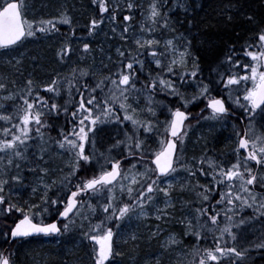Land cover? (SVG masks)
<instances>
[{
  "label": "snow or ice",
  "instance_id": "snow-or-ice-1",
  "mask_svg": "<svg viewBox=\"0 0 264 264\" xmlns=\"http://www.w3.org/2000/svg\"><path fill=\"white\" fill-rule=\"evenodd\" d=\"M92 3L99 18L89 19L88 36L108 14L120 43H80L77 64L73 44L58 41L55 58L70 71L42 82L33 78L40 54L19 49L71 26V9L28 19L36 15L28 0H0V68L11 69L0 71V242L55 239L72 228L91 245V264H123L116 238L135 245L144 234L124 225L147 221V240L159 247L140 264H162L165 252L176 257L168 264H264V18L247 0H218L211 12L209 0ZM240 20L255 29L248 39L216 45L210 33ZM201 38L221 48L207 64L193 52ZM201 101L202 121L231 125L227 153L202 135L200 154L187 155L188 109ZM11 256L0 251V264H15Z\"/></svg>",
  "mask_w": 264,
  "mask_h": 264
},
{
  "label": "trees",
  "instance_id": "trees-1",
  "mask_svg": "<svg viewBox=\"0 0 264 264\" xmlns=\"http://www.w3.org/2000/svg\"><path fill=\"white\" fill-rule=\"evenodd\" d=\"M143 0H137L138 4H141ZM147 4L149 0H144ZM29 3L34 5V11L36 15H29L28 19L38 18L39 16H44L47 18L48 15H56L57 10L62 7V5H66L71 9V16L73 18L72 25H57L60 30V34L57 35H49L43 39H31L25 42L23 47L19 49V51L30 50V54L35 56L37 53L40 54V63L35 66V73L33 78L37 80H41L42 82L47 81L49 79V74L56 73H66L70 71L71 63L70 62H60L55 58L53 48L57 47L58 41H62L63 39H68L74 46L75 55L72 56V62L77 64L80 63L78 57L80 55L76 46L80 43H90L94 48L104 47L107 49L108 45H111L114 49L118 43H120L119 37L113 36L110 31V25L107 21V15H105V23L99 30L92 36H88L86 32V26L91 17L99 18L98 14V5L92 3V0H28ZM119 3L121 1L118 0ZM218 0H209L208 4V12H211V9L214 8L217 4ZM40 5H44L43 11H40ZM248 10L251 11L257 19H260V14L264 9V0H247ZM139 14V17L136 16ZM135 18L133 23L138 24L142 20V16L140 11H136L134 14ZM172 19L174 21L180 20L181 23L176 24L178 31H183V15L181 11H174L172 14ZM122 17L120 12H117V21H121ZM204 25V23H202ZM249 24L246 21L240 20L238 21L237 26H233L235 31H238V26H243V30L247 28ZM233 27H228L224 30L219 31L218 34L210 33L211 38L216 41V45H222L227 42L230 43L232 38L235 37V32ZM75 29V35L70 36L69 33L72 29ZM240 31H243L239 28ZM167 35V33H165ZM84 36L85 39L81 40L80 37ZM48 41V42H46ZM215 47H217L215 49ZM216 50V51H214ZM212 54L216 58L217 54L221 51V48L218 46H214L211 49L206 51ZM199 56H201L199 54ZM211 58V56L209 57ZM202 59V56H201ZM205 64L209 63L208 59L204 60ZM107 63V61H105ZM33 65L29 60L25 64V71H31ZM0 71L10 72L11 69L0 68ZM204 104H200L198 108L189 107V111L195 114L194 119L189 121L190 124L200 125L202 121L199 115H196L200 108H203ZM239 123V122H236ZM0 126H3L0 124ZM215 130V136L213 137L214 143L210 144V147L215 148L218 152L227 153V150L232 147V142L235 139L234 136L230 135L231 133V125L227 127H222L220 125H216L213 127ZM55 135V132L52 133ZM208 139V138H207ZM209 140V139H208ZM192 143L186 142V151L188 156H198L201 152V149L198 148L195 144L194 147L191 145ZM99 147V145H97ZM103 151V149H101ZM29 167H31L29 165ZM27 174V173H26ZM95 203V201H93ZM250 215V212H245L241 214ZM147 221H140L137 224L136 221H133L131 224H125L124 229L133 231H138L139 233L144 234L140 240L134 243L131 240L125 242V239L118 240L119 242V251L123 252L125 256L123 257V264H128V257L132 256L136 264H140V261L147 257V254L150 252H154L159 247V242L157 240L146 241L143 243L142 239L147 238ZM152 224H155L156 221L152 220ZM112 226V225H109ZM115 229V228H114ZM173 231L179 232L178 228H173ZM55 239L50 237H39L37 239H28L26 241H16L3 243L0 242V251H3L8 248L7 254L9 252L12 253L10 259H12L15 264H65V261H77L83 262L80 256L86 255L88 260V264H91L90 257V249L91 245L87 244V242H81L79 237L80 233L70 228L69 232L62 233L59 236H54ZM185 243L191 246V244L195 243L192 240H185ZM145 244H153L155 247L147 246ZM77 249V255L72 257V252ZM83 251V253L81 252ZM79 255V256H78ZM119 259V258H118ZM172 259L175 260L176 257L173 253L165 252L163 253L162 264H168V261Z\"/></svg>",
  "mask_w": 264,
  "mask_h": 264
},
{
  "label": "bare ground",
  "instance_id": "bare-ground-1",
  "mask_svg": "<svg viewBox=\"0 0 264 264\" xmlns=\"http://www.w3.org/2000/svg\"><path fill=\"white\" fill-rule=\"evenodd\" d=\"M148 3H149V1H148L147 4H146V2L143 0L142 3H141V5H142L144 8H146L147 5H148ZM207 7H208V5L206 6V12H208ZM118 13H119V11H118ZM201 15H204V13H202ZM136 16L139 17V14H136ZM260 16H261L260 19L264 18V9H263V12L260 14ZM260 19H257V21H259ZM203 27H204V25L201 24V28H202V29H203ZM239 28L243 30V26H242V27H241V26H238V31H234V32H235V37L232 38V40H230V41H231L230 43H234V42H243L244 40H247V39H248L250 33H252V32L255 31V29H254L250 24H249V25L247 26V28H245L243 31H240ZM236 32L239 33L238 36L236 35ZM190 38H191V37H190ZM46 42H48V41H46ZM194 43H196V41H194ZM249 43H252V41H249ZM197 47H200V48H201V51H197L196 48H194V49H193V52H194L196 55L199 56V54H200V55L202 56V59H204V60H207V59H208V62H211L212 60L215 59V57L212 56V54L210 53V51L206 53V51L208 50V48L203 46L202 38H201V43L198 44ZM216 48H217V47H215V49H216ZM214 51H216V50H214ZM210 56H211V58H209ZM188 91H191V90L188 89ZM192 91H193V89H192ZM200 104H204V102L201 101ZM194 117H195V114H194ZM203 124H204V123L202 122L200 125H198V126H199V129H200V132L197 131L196 129H194L193 127H192V128L190 129V131H189V138H188V140H187L186 142H189V140H190V143H192V144H191L192 147H194L195 144H196V146H197L198 148L201 149V145H200V143H199V141H198V137H200L201 135H207V138H208L210 141H212V142L214 141L213 137L215 136V134H214V133H215V130H214L213 126H211V125L208 126V125H203ZM210 129H211V131H210V134H209V130H210ZM213 143H214V142H213ZM114 231H116V229H114ZM59 235H60V234H54V236H59ZM116 239L121 240V239H125V238H124V237H119V238H116ZM142 241H143V243H145V242L148 241V240H147V238H146V239L144 238V239H142ZM144 246H145V247H147V246L155 247L153 244H150V245H149V244H145ZM81 252L83 253V251H81ZM76 255H77V249H75V250L72 252V257H74V256H76ZM78 256H79V255H78ZM80 257L82 258L81 260H82L83 262H81V261H77L78 264H88V260H87V258H86V255H84V256H80Z\"/></svg>",
  "mask_w": 264,
  "mask_h": 264
},
{
  "label": "rangeland",
  "instance_id": "rangeland-1",
  "mask_svg": "<svg viewBox=\"0 0 264 264\" xmlns=\"http://www.w3.org/2000/svg\"><path fill=\"white\" fill-rule=\"evenodd\" d=\"M119 1H121V4H123V2H124V0H119ZM13 55H15V53H13ZM191 91H192V89H190ZM203 125H211V124H209V123H207V122H205V124H203ZM212 126V125H211ZM194 129H196L197 131H199L200 132V129H199V126H198V124H196V125H194ZM202 136V135H201ZM250 227H251V225H250ZM131 231H133V229L131 228ZM249 239H251V237H249Z\"/></svg>",
  "mask_w": 264,
  "mask_h": 264
},
{
  "label": "water",
  "instance_id": "water-1",
  "mask_svg": "<svg viewBox=\"0 0 264 264\" xmlns=\"http://www.w3.org/2000/svg\"><path fill=\"white\" fill-rule=\"evenodd\" d=\"M9 2H11V1H9ZM58 223H59V221H57ZM7 250H5L4 252H5V254H7V252H6Z\"/></svg>",
  "mask_w": 264,
  "mask_h": 264
}]
</instances>
